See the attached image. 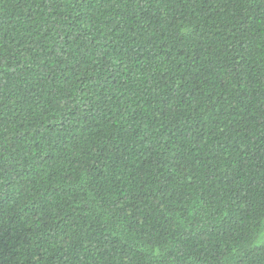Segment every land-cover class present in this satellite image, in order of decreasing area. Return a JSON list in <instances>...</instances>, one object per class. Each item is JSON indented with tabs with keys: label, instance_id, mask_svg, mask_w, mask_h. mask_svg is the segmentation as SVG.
<instances>
[{
	"label": "trees",
	"instance_id": "trees-1",
	"mask_svg": "<svg viewBox=\"0 0 264 264\" xmlns=\"http://www.w3.org/2000/svg\"><path fill=\"white\" fill-rule=\"evenodd\" d=\"M0 264H264V0H0Z\"/></svg>",
	"mask_w": 264,
	"mask_h": 264
}]
</instances>
